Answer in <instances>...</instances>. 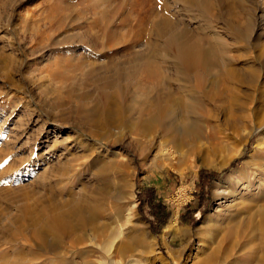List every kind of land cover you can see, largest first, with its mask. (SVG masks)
Instances as JSON below:
<instances>
[{"label": "rangeland", "instance_id": "rangeland-1", "mask_svg": "<svg viewBox=\"0 0 264 264\" xmlns=\"http://www.w3.org/2000/svg\"><path fill=\"white\" fill-rule=\"evenodd\" d=\"M205 2L0 0V264H209L241 228L242 208H264L258 182L250 196L225 186L257 139L230 158L241 136L264 116V0ZM143 6L155 13L147 39L122 44L139 31ZM167 17L190 30L180 43L210 57V100L197 77L177 74L174 51L160 61L172 86H189L203 107L193 110L196 158L185 146L159 159L158 141L119 112L136 80L154 82L147 72L135 80L133 59L146 40L163 49ZM229 264H264V235Z\"/></svg>", "mask_w": 264, "mask_h": 264}, {"label": "bare ground", "instance_id": "bare-ground-1", "mask_svg": "<svg viewBox=\"0 0 264 264\" xmlns=\"http://www.w3.org/2000/svg\"><path fill=\"white\" fill-rule=\"evenodd\" d=\"M149 1L152 5L156 0ZM188 3L190 6H195L197 8L206 7L205 0H188ZM142 8L141 13H143L142 11L145 7L143 6ZM143 14L144 17L139 21V23L141 22L140 25L137 24L140 27L137 32L138 35L136 34L131 41H125L122 42V44H129V47L137 48L138 45L147 39L145 35L147 31H145L144 26L147 24V17L150 16V14L153 16L155 13L152 8H149L146 9ZM166 24L168 26L166 30L168 31L167 34L169 38L163 46V49H155L154 45L146 40L147 50L136 54L133 59L135 65L134 72L136 74L134 75L135 80L139 72H147L149 73L148 77L152 80L154 79V82L150 85L148 84V86H144V84L136 80L138 90L134 91L131 98L125 102L124 107L121 108L119 112L124 115H134L135 122L131 124L132 130L138 128L139 131L149 134L148 140L158 141L160 149L158 155L159 159H172L176 154L178 155V150L180 151V149L185 146L189 147L188 154L196 158L201 155L202 152L193 149L191 145V142L198 138L197 130H200L199 121L194 120L196 118L193 117L196 111L193 110H203V107L200 103L196 102L197 99H194L195 94L188 89L189 86L178 88L172 86L171 76L167 74L170 70L163 72V70L160 69V61L163 63L162 56H169L171 55L170 53L174 51L175 62L178 65V67L174 68L179 70L177 74H182L188 79L193 75V77H197L198 93L203 95L205 100H210L211 96L204 91L207 85V77L213 75L212 71L209 70L211 69L210 64L209 69L207 67L210 57L203 50L197 52L194 49L192 50L190 45L180 43L181 40L185 39L186 36L190 34V30L183 29V26L179 28V23L175 25L173 19L169 17H167ZM159 31L163 32L164 29L160 27ZM116 43L120 44L118 41ZM213 63L218 65V61ZM164 64L169 63L164 62ZM221 79L224 82H228L232 79V75L227 72ZM154 93H156V96H153ZM192 102L197 103L195 109H192ZM256 118L258 119L259 116H256ZM154 134H156V136H154ZM255 134H257V139L253 146V150L245 161H243L240 169L234 173L233 177H230V179L225 182V186L236 187V190L237 185L242 186L243 190H248V196L251 195L252 186H254L255 182L261 185L260 191H264V116L260 117L258 122L255 123L251 129L244 132L239 142L240 145L242 144V147L236 149L230 157L234 158L238 156L242 152L244 145L247 144ZM170 148L174 149V151H171ZM220 185L224 184L217 185V190H219ZM221 189L222 188H220L216 194L219 199H223L222 193H224V190ZM254 198L255 195L253 194L250 200ZM245 214L248 218L242 220L240 217ZM177 217L178 213L176 212L167 227L168 232L177 226ZM236 219L240 223L241 228L230 230L229 239L232 243L228 242V248L221 255H219L220 250H217V252L209 258V264H223L224 262L229 264L237 248L244 250L253 239H255L257 233L261 236L264 235V208L259 209L257 206L242 208L241 215L237 216ZM63 230H65V228H48L49 232H62ZM43 238L46 240V236H43ZM104 251L110 254V250H108L107 247H105ZM49 260L51 259L44 258V262L49 263ZM110 264H113V261H110Z\"/></svg>", "mask_w": 264, "mask_h": 264}]
</instances>
